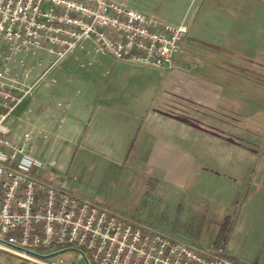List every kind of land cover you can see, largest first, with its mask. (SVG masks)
<instances>
[{
    "label": "crops",
    "instance_id": "obj_1",
    "mask_svg": "<svg viewBox=\"0 0 264 264\" xmlns=\"http://www.w3.org/2000/svg\"><path fill=\"white\" fill-rule=\"evenodd\" d=\"M188 2L173 25L184 26L187 35L172 68L115 61L85 40L82 50H73L61 67L44 75L46 81L36 82L37 69L43 72L50 59L40 50L23 58L30 68L25 83L33 87L3 126L15 141L31 134V157L20 156L16 163L22 170L33 167L30 172L55 187L73 147L122 151L143 179L157 186L162 201H184L194 217H218V227L227 215L230 227L239 220L256 260L244 252L235 254L236 260L264 264V0ZM154 13L165 14L162 8ZM18 59L13 57L10 67L20 77ZM125 76L137 79L127 82ZM89 78L92 88L86 87ZM57 87L64 89L63 98L41 97L43 89ZM121 95L130 98L129 108L119 106ZM41 133L49 137L48 152H62L54 172L43 167L52 162L40 155ZM150 229L169 234L163 227ZM0 264L23 263L0 253Z\"/></svg>",
    "mask_w": 264,
    "mask_h": 264
},
{
    "label": "built area",
    "instance_id": "obj_2",
    "mask_svg": "<svg viewBox=\"0 0 264 264\" xmlns=\"http://www.w3.org/2000/svg\"><path fill=\"white\" fill-rule=\"evenodd\" d=\"M186 35L184 26L161 22L117 0H0L1 251L34 256L43 264H243L230 258L222 244L198 247L153 231L20 169L17 159L32 155V136L25 133L15 141L3 126L33 87L25 83L27 56L43 50L50 57L36 82L46 81L44 75L61 67L73 50H82L85 40L115 61L170 69ZM13 57L23 68L20 77L12 74Z\"/></svg>",
    "mask_w": 264,
    "mask_h": 264
},
{
    "label": "rangeland",
    "instance_id": "obj_3",
    "mask_svg": "<svg viewBox=\"0 0 264 264\" xmlns=\"http://www.w3.org/2000/svg\"><path fill=\"white\" fill-rule=\"evenodd\" d=\"M117 1L122 3L125 1L129 7L139 8L143 14L162 19V21H166V23L172 25L178 22L181 15L185 13V7L189 3V0ZM158 8H162L165 14L160 17L157 16L154 10ZM46 65H48V61H46ZM44 71L42 72L37 69L36 78L42 76ZM133 79L137 78L134 76L123 77V80L127 82H132L134 81ZM88 80L86 87H94L91 79L89 78ZM145 80L147 81V79H142L141 83H144ZM137 82L140 81L138 80ZM80 88L84 90V86L81 85ZM128 91L130 90L128 89ZM64 96V89L60 90L59 87L51 91L43 89L41 95V97H55V99H61ZM118 102L119 106L124 108H129L131 105L130 98L123 97V95L120 96ZM41 134L40 137H37L36 141V144L39 142L37 147L40 148V155L49 157L51 159L49 162L56 163V165L48 163L43 167L54 172V168L57 165L59 166L62 152H48L47 140L49 137L45 138L43 133ZM69 155L68 164L63 169H58L60 175H58L56 187L63 191L77 196L80 194L79 197L81 196L82 198L104 205L121 216L138 223H143L149 229H154L155 226L163 227L169 233L164 234L183 242H189L198 247H207L225 242L226 251L232 252L233 257L226 253L230 258L236 260L235 254L244 252L246 255L249 254L248 256L252 257L253 260H256V256L254 257L252 254L251 245L247 243L246 238L242 235L243 233L239 232V220L234 218L231 227L229 220L228 227L220 230L219 227L223 219L219 220L218 227V223L215 224L218 217H194L190 215L187 208H184V201H162L159 198V193L156 191L157 186L143 179L139 170L131 166L129 161L125 160V154L122 151H118L117 153H92L73 147ZM30 170L34 171V168L30 167ZM208 220H213V223H206ZM0 253L9 258L12 256L16 260H19L20 263L29 264L17 256H8L1 250ZM71 256L73 254L67 255V257ZM236 261L246 264L238 259Z\"/></svg>",
    "mask_w": 264,
    "mask_h": 264
},
{
    "label": "trees",
    "instance_id": "obj_4",
    "mask_svg": "<svg viewBox=\"0 0 264 264\" xmlns=\"http://www.w3.org/2000/svg\"><path fill=\"white\" fill-rule=\"evenodd\" d=\"M180 48H182V43H181ZM229 220H230V216H229V215L225 216V217L223 218L222 224L220 225L219 229H220V230H223V229H225L226 227H228V225H229Z\"/></svg>",
    "mask_w": 264,
    "mask_h": 264
},
{
    "label": "bare ground",
    "instance_id": "obj_5",
    "mask_svg": "<svg viewBox=\"0 0 264 264\" xmlns=\"http://www.w3.org/2000/svg\"><path fill=\"white\" fill-rule=\"evenodd\" d=\"M18 255H20V256H22V257H25V258H32V259H35V260H39V261H41L42 263L45 262V261H43L42 259L37 258V257H34V256H28V255H23V254H18Z\"/></svg>",
    "mask_w": 264,
    "mask_h": 264
}]
</instances>
